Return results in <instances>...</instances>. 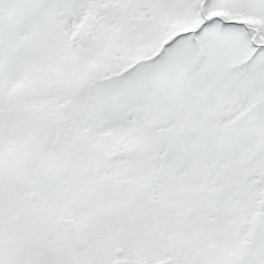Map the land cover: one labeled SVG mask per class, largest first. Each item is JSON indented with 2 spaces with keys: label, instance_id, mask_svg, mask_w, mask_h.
Segmentation results:
<instances>
[{
  "label": "snow or ice",
  "instance_id": "1",
  "mask_svg": "<svg viewBox=\"0 0 264 264\" xmlns=\"http://www.w3.org/2000/svg\"><path fill=\"white\" fill-rule=\"evenodd\" d=\"M0 264H264V0H0Z\"/></svg>",
  "mask_w": 264,
  "mask_h": 264
}]
</instances>
